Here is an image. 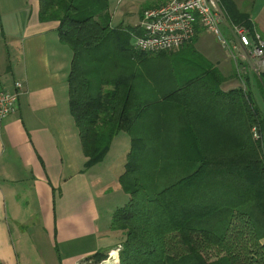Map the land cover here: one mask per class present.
I'll list each match as a JSON object with an SVG mask.
<instances>
[{
    "label": "trees",
    "instance_id": "16d2710c",
    "mask_svg": "<svg viewBox=\"0 0 264 264\" xmlns=\"http://www.w3.org/2000/svg\"><path fill=\"white\" fill-rule=\"evenodd\" d=\"M38 1L40 20L58 21L72 51L69 107L85 170L104 160L119 132L131 137L120 177L129 200L112 217L124 234L119 264H264V69L253 71V87L243 77L245 87L225 91L212 63L198 55L192 69L199 60L187 43L134 48L139 25L113 24L108 0ZM220 1L233 24L258 31L234 0ZM164 55L171 67L160 93L142 100L136 61Z\"/></svg>",
    "mask_w": 264,
    "mask_h": 264
},
{
    "label": "crops",
    "instance_id": "0c3cea01",
    "mask_svg": "<svg viewBox=\"0 0 264 264\" xmlns=\"http://www.w3.org/2000/svg\"><path fill=\"white\" fill-rule=\"evenodd\" d=\"M234 1L264 38V0ZM39 11L38 0H0V90L15 92L17 83L22 89L17 110L0 123V264H101L114 257L124 238L112 228V217L129 200L120 177L131 137L119 132L104 160L85 170L87 157L69 107L72 51L60 40L59 22L41 21ZM225 15L224 30L241 60L242 48L230 34L233 21ZM141 18L142 11L135 26ZM196 28L185 51L200 56L203 66H216L225 91L253 87L250 62L243 61L247 68L239 75L230 49L202 25ZM166 59L136 61L142 100L159 95L160 78L171 67ZM199 64L192 69L198 71ZM98 254L110 257L98 260Z\"/></svg>",
    "mask_w": 264,
    "mask_h": 264
},
{
    "label": "built area",
    "instance_id": "2783aa9c",
    "mask_svg": "<svg viewBox=\"0 0 264 264\" xmlns=\"http://www.w3.org/2000/svg\"><path fill=\"white\" fill-rule=\"evenodd\" d=\"M225 10L220 0H168L159 6L147 8L140 21V34H133V46L140 51L157 53L177 50L193 40L197 33L196 25L218 37L230 49L239 72L247 68L243 61L250 62L254 72L264 69V38L258 31L243 25L230 24V34L238 39L241 60L233 52L232 40L224 30ZM238 46H234L236 48ZM240 64V66H239ZM247 66V65H246ZM15 92L0 90V123L18 108L22 94L21 83ZM118 257L105 259L101 264H118Z\"/></svg>",
    "mask_w": 264,
    "mask_h": 264
},
{
    "label": "rangeland",
    "instance_id": "374dc122",
    "mask_svg": "<svg viewBox=\"0 0 264 264\" xmlns=\"http://www.w3.org/2000/svg\"><path fill=\"white\" fill-rule=\"evenodd\" d=\"M158 1L159 0H108L109 11L112 13V22L114 24H117V25L121 24L124 26L135 25L140 20V12L142 11V15H143V12L146 10L144 8L154 6L156 3H158ZM167 1L168 0H166L162 4L166 3ZM66 49L70 50L71 52V49L68 45H66ZM257 101H259V104L264 111L263 98H260L259 96H257ZM119 246L118 248H114L113 250L114 252H111V256L118 257L117 259L118 264H119V254H120ZM107 257H110V256H106V258ZM209 258L214 259L215 256L210 255Z\"/></svg>",
    "mask_w": 264,
    "mask_h": 264
}]
</instances>
